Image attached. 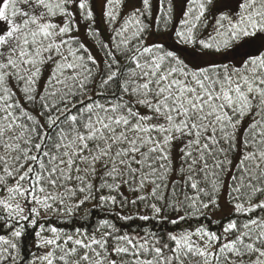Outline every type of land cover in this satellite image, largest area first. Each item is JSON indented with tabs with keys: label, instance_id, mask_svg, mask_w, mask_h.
Masks as SVG:
<instances>
[{
	"label": "snow or ice",
	"instance_id": "6c2138e0",
	"mask_svg": "<svg viewBox=\"0 0 264 264\" xmlns=\"http://www.w3.org/2000/svg\"><path fill=\"white\" fill-rule=\"evenodd\" d=\"M99 2L0 0V264H264V0Z\"/></svg>",
	"mask_w": 264,
	"mask_h": 264
},
{
	"label": "rangeland",
	"instance_id": "374dc122",
	"mask_svg": "<svg viewBox=\"0 0 264 264\" xmlns=\"http://www.w3.org/2000/svg\"><path fill=\"white\" fill-rule=\"evenodd\" d=\"M103 0H100V2L97 4V11L99 12L100 8L102 7ZM103 27V25H101Z\"/></svg>",
	"mask_w": 264,
	"mask_h": 264
},
{
	"label": "trees",
	"instance_id": "16d2710c",
	"mask_svg": "<svg viewBox=\"0 0 264 264\" xmlns=\"http://www.w3.org/2000/svg\"><path fill=\"white\" fill-rule=\"evenodd\" d=\"M93 215L95 216V213Z\"/></svg>",
	"mask_w": 264,
	"mask_h": 264
}]
</instances>
